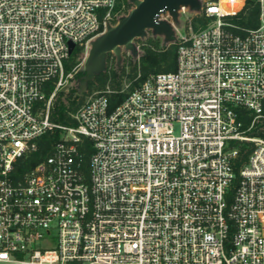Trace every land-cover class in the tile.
Returning <instances> with one entry per match:
<instances>
[{
	"label": "built area",
	"instance_id": "built-area-1",
	"mask_svg": "<svg viewBox=\"0 0 264 264\" xmlns=\"http://www.w3.org/2000/svg\"><path fill=\"white\" fill-rule=\"evenodd\" d=\"M244 2L205 1L212 20L186 16L174 71L113 108L100 91L62 124L50 112L68 43L87 51L117 0H0V264H264V137L249 133L264 119V0L239 34L227 17Z\"/></svg>",
	"mask_w": 264,
	"mask_h": 264
},
{
	"label": "trees",
	"instance_id": "trees-1",
	"mask_svg": "<svg viewBox=\"0 0 264 264\" xmlns=\"http://www.w3.org/2000/svg\"><path fill=\"white\" fill-rule=\"evenodd\" d=\"M127 4V0H117L114 8V13L119 11L123 5ZM128 13L125 12L123 15ZM200 14L193 16L192 28L198 30L199 28L205 27L211 20L212 17L205 16L201 11ZM259 13L260 4L259 0H245L242 9L236 16L227 17V20L232 21L236 24L237 28L233 31L239 34H244L248 29H254L259 26ZM117 18L113 20L112 24H116ZM81 48L75 47L71 54L65 59L64 67L65 71L69 72L75 65V58L78 56ZM176 55H177V44L171 42L168 46L160 45L158 40H150L142 50L139 56V69L141 70L140 78L134 81L131 88H135L140 82L144 81L148 76L160 71H174L176 69ZM134 74L129 76L130 79L136 77L135 66L132 68ZM124 74L123 70L118 68H106L94 74L93 79H88L85 82V87L88 92L92 90H101L107 85L117 92L109 94L110 107L113 108L115 105L120 103L127 95V93L119 92L121 89V79ZM82 72H78L76 77H80ZM52 86V85H51ZM49 86V87H51ZM77 88L74 86L68 93H59L53 101V105L50 112V119L57 123L68 124L71 120V113L83 102V97L76 93ZM239 117L243 122V127L247 128L251 123V116L248 111L244 109H237ZM264 123H257L253 126L249 133L253 135H260L264 137ZM60 138V132H48L41 136L38 140V149L32 153H28L24 157L17 161L18 173L23 174L33 168L37 163L42 161L52 149V145ZM246 144H242V149L246 148ZM92 151L91 142L85 140L82 144V152L84 154L83 169L88 170V160ZM237 165V164H236ZM237 180V179H236ZM235 180V181H236Z\"/></svg>",
	"mask_w": 264,
	"mask_h": 264
},
{
	"label": "water",
	"instance_id": "water-1",
	"mask_svg": "<svg viewBox=\"0 0 264 264\" xmlns=\"http://www.w3.org/2000/svg\"><path fill=\"white\" fill-rule=\"evenodd\" d=\"M133 2L134 7L126 15L121 16L116 24L108 26L105 32L91 41L87 56L89 66L84 83L104 68L109 52H113L119 58L121 47L132 49L133 40L144 36L146 30H152L154 34L164 33L167 39H170L173 35V24L169 20L162 19V14H168L174 20L182 9L191 7L201 11L198 0H134ZM68 46L71 54L75 44L69 42Z\"/></svg>",
	"mask_w": 264,
	"mask_h": 264
},
{
	"label": "rangeland",
	"instance_id": "rangeland-1",
	"mask_svg": "<svg viewBox=\"0 0 264 264\" xmlns=\"http://www.w3.org/2000/svg\"><path fill=\"white\" fill-rule=\"evenodd\" d=\"M134 0H127L128 5L125 4L122 6V8L116 12L115 18L119 19L125 12H129L134 7ZM201 8L204 6L205 1L209 0H198ZM211 1V0H210ZM199 9H192L191 7H188L186 9V12H178L177 17L172 20L171 17H168L167 19L172 22L173 24V35L170 39H167L166 35L164 33L161 34H154L152 30H146L144 36L135 38L133 40V48L132 49H126L125 47H121L120 51V57L117 58V56L113 52H109L105 59L104 69L106 68H118V70H123L124 74L122 75V81H121V89L119 92L122 93H128L133 84L134 81L141 76V70L139 69V56L142 53L143 47L149 43L150 40H158L160 45L168 46L171 42L176 43L178 34L186 32L188 30V22L186 20V16H195L200 14ZM114 18V20H115ZM114 25V24H112ZM89 49L83 50L81 49L78 56L75 58V65L73 68L69 71L72 73V76L68 77L67 82L58 89L56 97L59 93H68L72 87H76L77 91L76 93L83 97V102L86 101L91 96L95 95L96 93L109 89L112 93L117 92L116 90L112 89L110 85H107L101 90H92V92H88V89L85 87L84 80L86 78L87 68L89 66V61L87 59ZM132 66H135V72L136 77L130 79L129 76L134 74V70L131 69ZM78 72H82V75L80 77H76V74ZM160 72H167V71H160ZM129 75V76H128ZM93 79V78H92ZM55 97V98H56ZM82 102V103H83ZM264 123V119L260 120L258 123ZM264 128V127H263Z\"/></svg>",
	"mask_w": 264,
	"mask_h": 264
}]
</instances>
